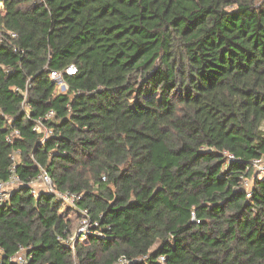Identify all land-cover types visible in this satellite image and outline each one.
Segmentation results:
<instances>
[{"label": "trees", "instance_id": "16d2710c", "mask_svg": "<svg viewBox=\"0 0 264 264\" xmlns=\"http://www.w3.org/2000/svg\"><path fill=\"white\" fill-rule=\"evenodd\" d=\"M0 39V264H264V0H0Z\"/></svg>", "mask_w": 264, "mask_h": 264}, {"label": "built area", "instance_id": "2783aa9c", "mask_svg": "<svg viewBox=\"0 0 264 264\" xmlns=\"http://www.w3.org/2000/svg\"><path fill=\"white\" fill-rule=\"evenodd\" d=\"M9 35L11 37H16V34L12 33V32H10ZM75 71H76V68L73 65H70L65 69V73L67 75L74 74ZM48 77H49V79H51L55 83L56 89L58 92L63 93L67 90L68 85H67L66 81L64 80V77H63V74L61 71H56V70L50 71ZM15 90H17V89H15ZM22 106L24 107V110L27 112L28 106H26L24 103H22ZM52 116H53V112L49 111L48 113L45 114L43 120L50 119V118H52ZM26 117H28L27 113H26ZM43 120H41V119L35 120L34 124H33L34 125L33 130L36 131L37 133L41 134L42 139L44 140L48 137L53 136V131L51 128L44 126ZM13 134L16 135L17 131H14L11 135H13ZM6 140L8 142H11L10 136H7ZM224 154L227 155V158L229 160H233L232 154H229V153H224ZM15 155H16V153L11 156V159L13 161H15V159H14ZM251 165H252L253 175L257 176L259 178H262L264 176V158L262 157V158L254 159L251 162ZM256 171H257L258 175L255 174ZM36 178H38L39 181L43 184V188L35 189L33 186V180L34 179L31 180L29 182V185L31 186V194L32 195L35 196L39 193L40 190H43V191H46L49 193H53L57 199L62 200L64 203H68L69 205L70 204L75 205V202H76V200H78L79 195H77L74 192H70V191H59V190H57L53 186L49 175L44 170H41ZM243 180H244V178L242 179V185L245 188L246 196H250L251 186H248L246 182L243 183ZM20 183H21V181H20L19 177L15 174H12L7 181H1L0 182V204L7 201L11 190L13 188L17 187V185H19ZM10 187H11V189H8ZM81 213H82V218L80 221L79 228L74 230L73 234L68 236L67 238H62V237L59 238V240L61 242H63L67 246H70V248H73V244L75 243L76 240L85 241L87 238V235L89 233L91 222L89 221V219L86 216V211H81ZM9 260L12 261L14 264H28V259H27V256L25 254V250L22 247H19V250L13 256H11L9 258ZM159 261L163 262L164 257L160 256ZM126 262L127 261L125 258H120L116 262V264H124Z\"/></svg>", "mask_w": 264, "mask_h": 264}, {"label": "rangeland", "instance_id": "374dc122", "mask_svg": "<svg viewBox=\"0 0 264 264\" xmlns=\"http://www.w3.org/2000/svg\"><path fill=\"white\" fill-rule=\"evenodd\" d=\"M263 158H264V156H263ZM14 159H15V161H18V160H19V158H18L16 155L14 156ZM252 173H253V172H252ZM255 174L258 175L257 171H256ZM261 174H262V173H261ZM252 175H253V174H252ZM252 175H251L250 177L244 178L243 183L246 182L248 186H251V184H252V178L254 177V175H253V177H252ZM12 186H13V185H12ZM33 186H34L35 189L43 188V184L39 181L38 178H35V179L33 180ZM8 189H11V187L8 188ZM8 189H7V190H8ZM8 191H9V190H8ZM66 205H69V204H68V203H64V207H62V208L60 209V211L65 210V209H66V208H65ZM69 207H74V208H75V205L70 204ZM68 213H69L68 216H70V217H72V218H74L75 215H77V214L74 212V210H70V211H68ZM80 221H81V218H80L79 220L76 219V221H75V226H74L75 230L79 228Z\"/></svg>", "mask_w": 264, "mask_h": 264}]
</instances>
